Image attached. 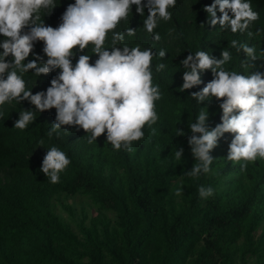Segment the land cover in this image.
I'll return each mask as SVG.
<instances>
[{"label": "trees", "instance_id": "16d2710c", "mask_svg": "<svg viewBox=\"0 0 264 264\" xmlns=\"http://www.w3.org/2000/svg\"><path fill=\"white\" fill-rule=\"evenodd\" d=\"M73 2L57 0L42 17L44 23L56 27L66 5ZM212 2L177 0L170 9L171 19L155 29L161 35L159 42L143 30L147 9L141 17L132 6L128 27L137 29L136 35L124 42L167 49L161 61L165 69L154 72V83L163 93L157 101L158 134L150 135L145 129L144 139L134 142V151L112 150L105 134L90 145L82 129L69 126H65L68 133L49 138L55 109L37 113L24 130L12 128L20 109L35 110L34 106L26 100L4 106L0 118V264H264V160L249 163L243 171L239 162L226 160L231 134L226 133L211 150L212 171L199 178L184 177L182 195L175 194L179 175L195 163L187 142L188 123L201 107H207V127H215L220 123L221 102L213 98L197 104L190 97L213 78L209 70L200 74V85L178 91L185 71L180 61L199 49L219 58L229 42L237 39L255 46L260 55L251 62L250 71L264 72V31L255 35L264 29V0H252L259 19L249 26L251 37L247 31L231 33L219 24L211 26L203 8ZM124 27L122 21L118 29ZM42 49V41L34 42L24 62L32 60L33 54L44 56ZM232 53L226 68L246 72L241 66L245 54L235 49ZM81 54L76 53L73 64ZM96 58L91 54L90 63ZM158 62L154 58L153 65ZM58 71L35 78L30 70L25 77L28 87L33 94L45 90ZM175 128L185 135H175ZM41 139L43 145L38 143ZM53 144L71 160L56 184L49 183L39 170ZM178 147L183 149L182 160L174 156ZM200 184L212 186L213 195L201 199ZM61 194L88 198L97 214L88 224L83 218L73 228L50 204ZM62 206L72 215L68 205Z\"/></svg>", "mask_w": 264, "mask_h": 264}, {"label": "clouds", "instance_id": "9594fccd", "mask_svg": "<svg viewBox=\"0 0 264 264\" xmlns=\"http://www.w3.org/2000/svg\"><path fill=\"white\" fill-rule=\"evenodd\" d=\"M176 3L177 0H74L66 5L60 23L52 27L42 17L57 5V0H0V118L6 104L26 100L35 110L20 109L12 128L24 130L37 113L55 109L54 122L47 132L49 138L68 133L65 126H69L82 129L90 145L105 134V143L112 150L134 151V142L144 139L145 129L150 135L158 134L157 101L163 93L154 83V72L165 69L161 61L167 49L124 42L126 37L136 35L137 29L128 27L132 6L141 17L147 9L143 30L159 42L161 35L155 29L161 21L171 19L170 9ZM203 11L211 26L219 24L231 33L247 31L249 37L254 35L249 26L259 19L252 0H213ZM122 21L126 27L119 30ZM261 31L264 29H258L255 35ZM37 41L43 42L44 56L33 54L34 58L25 63ZM232 49L245 54L241 66L246 72L226 68L233 59ZM77 52L84 54L73 64ZM91 54L97 58L90 63ZM259 56L255 46L232 39L219 58L199 49L189 51L180 61L185 71L178 91L200 85V74L209 70L213 78L201 90L191 92L190 97L197 104L213 98L221 102L220 123L215 127H207V107H201L188 123L191 135L187 142L195 163L179 175L177 196L182 195L184 177L199 178L212 171L211 150L226 133L233 136L226 160L239 162L241 171L249 163L264 160V72L250 71L251 62ZM154 58L160 62L153 65ZM30 70L35 78L59 71L45 90L33 94L25 79ZM175 135L185 133L175 128ZM38 143L43 145L44 141ZM182 154L183 149L178 147L175 159L182 160ZM70 163L67 153L53 144L47 148L39 170L49 183L56 184ZM197 192L201 199H207L214 189L200 184Z\"/></svg>", "mask_w": 264, "mask_h": 264}, {"label": "rangeland", "instance_id": "374dc122", "mask_svg": "<svg viewBox=\"0 0 264 264\" xmlns=\"http://www.w3.org/2000/svg\"><path fill=\"white\" fill-rule=\"evenodd\" d=\"M55 213L66 223L70 224L73 228L76 223L80 222L83 218L86 224L90 219L97 214L92 202L83 196L75 195L66 197L65 195H57L50 201ZM63 204L68 205L72 210V215L63 209ZM108 218L113 220L112 214H107Z\"/></svg>", "mask_w": 264, "mask_h": 264}]
</instances>
